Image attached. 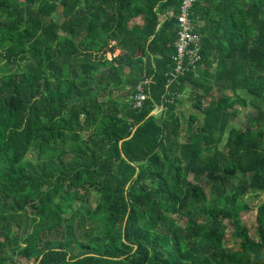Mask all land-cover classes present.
Here are the masks:
<instances>
[{
	"label": "trees",
	"instance_id": "16d2710c",
	"mask_svg": "<svg viewBox=\"0 0 264 264\" xmlns=\"http://www.w3.org/2000/svg\"><path fill=\"white\" fill-rule=\"evenodd\" d=\"M179 6L0 0V264H264V0H195L166 88Z\"/></svg>",
	"mask_w": 264,
	"mask_h": 264
},
{
	"label": "built area",
	"instance_id": "2783aa9c",
	"mask_svg": "<svg viewBox=\"0 0 264 264\" xmlns=\"http://www.w3.org/2000/svg\"><path fill=\"white\" fill-rule=\"evenodd\" d=\"M194 1L180 0L179 13L176 16L178 29L174 42L175 52L171 56L173 67L166 73V88L184 72H196L201 61L200 38L195 32L190 18ZM147 83L148 78H144L136 85V92L132 97L134 107H139L144 100L145 93L143 88Z\"/></svg>",
	"mask_w": 264,
	"mask_h": 264
},
{
	"label": "rangeland",
	"instance_id": "374dc122",
	"mask_svg": "<svg viewBox=\"0 0 264 264\" xmlns=\"http://www.w3.org/2000/svg\"><path fill=\"white\" fill-rule=\"evenodd\" d=\"M53 18L58 21L59 20V16L54 14ZM1 65L3 67H5V63H1ZM185 104L179 105L180 110L182 111V115L187 116L189 114L190 111H192V108L190 106V103L187 101V99L184 101ZM247 121L246 116H244V113H241L238 117L234 118L232 120V125L237 126V127H244V123ZM252 121V120H251ZM249 125L254 128L256 125L255 121L249 122ZM188 134L186 132H181L180 135V140L181 141H185L187 140ZM26 158L27 159H33V152L29 151L26 154ZM97 198V193L96 192H92L90 195V200H89V204L90 207L94 206L95 200ZM262 200L261 196H256L252 191L248 192L247 194H245L244 196L241 197V201L243 203H245L248 206V210L245 211L242 215H241V223L247 228L249 234L252 237L256 236V223H255V207L256 205ZM230 226V225H228ZM231 233V228L228 227L227 229V235L229 238H231L230 236ZM6 264H32V261H27V260H22V259H17L13 257H10Z\"/></svg>",
	"mask_w": 264,
	"mask_h": 264
},
{
	"label": "water",
	"instance_id": "95a60500",
	"mask_svg": "<svg viewBox=\"0 0 264 264\" xmlns=\"http://www.w3.org/2000/svg\"><path fill=\"white\" fill-rule=\"evenodd\" d=\"M84 12H85V11H79V14L84 13ZM154 113H156V109H153V110L151 111L150 115H151V114H154Z\"/></svg>",
	"mask_w": 264,
	"mask_h": 264
}]
</instances>
